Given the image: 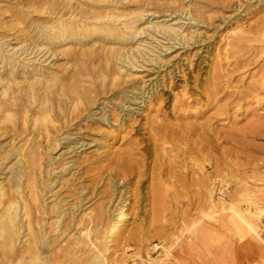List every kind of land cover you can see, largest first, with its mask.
Returning a JSON list of instances; mask_svg holds the SVG:
<instances>
[{
  "label": "rangeland",
  "instance_id": "rangeland-1",
  "mask_svg": "<svg viewBox=\"0 0 264 264\" xmlns=\"http://www.w3.org/2000/svg\"><path fill=\"white\" fill-rule=\"evenodd\" d=\"M188 1L181 0L179 8ZM191 1L195 3L192 10L198 9L200 20L203 18L198 23L178 20L175 13L166 18L150 16L154 21L181 25L194 38L189 46L178 44L163 50L160 63L133 69L126 81L112 86L107 96L103 91L105 94L96 97L100 103L111 100L121 86L134 83L143 84L147 96L138 98V102L116 94V101H124L125 106L120 108L115 101L108 107L106 116L112 126L95 123V132L83 130L88 138L85 143L90 142L79 149L83 152L67 154L63 145L52 152L59 158L53 167L65 161L78 166L67 180L64 177L66 186L54 189L59 197L67 196L73 202L88 195L77 217L67 219L68 232L55 236L49 233L50 241L56 244L53 249L45 247L47 255L52 253V264H85L101 251L106 264H264V241L258 236L264 240V215H257L264 212V0ZM10 4L9 0H0L3 8ZM143 37L147 38L139 36ZM164 43L171 45L169 39ZM151 86H157V90L149 91ZM142 99L145 102L141 104ZM94 108L100 110L97 105ZM134 108L135 116L127 114ZM85 114L72 122V127L83 128L80 119ZM104 133L108 136L105 140ZM12 135L4 134L1 140H9ZM120 157L122 161L114 162ZM81 186L87 187L83 196L77 192ZM249 196L256 197L257 203H250ZM120 199L125 200L130 227L122 230L124 236L120 232L108 244L107 251L106 232H89L83 226L90 223L92 227L101 213L99 208L106 205L105 209L112 212ZM217 201L228 203L225 210H220ZM91 210V216L86 215ZM108 217L111 215L105 213L104 223Z\"/></svg>",
  "mask_w": 264,
  "mask_h": 264
},
{
  "label": "bare ground",
  "instance_id": "bare-ground-1",
  "mask_svg": "<svg viewBox=\"0 0 264 264\" xmlns=\"http://www.w3.org/2000/svg\"><path fill=\"white\" fill-rule=\"evenodd\" d=\"M9 1L11 4L8 7L0 6V264H52V253L47 255L45 251L46 246L52 249L56 246L54 241H50L52 234L55 236L68 232L70 225L67 219H75L88 200L87 194L86 197L83 196L86 186L76 189L83 197H77L78 201L73 202L68 201L67 196L59 197V193L54 191L58 185L66 186L69 177L67 175L77 165L76 162L71 164L70 161H65L62 165L53 167L58 154L55 156L52 152L62 145L66 147L67 154L83 152L79 149L90 144L85 143L88 138L83 135V130L95 132V123L111 124L106 114L109 112L108 107L119 95L129 101H138V98L147 95L146 89L143 90L141 86L143 84L134 83L121 86L115 91L118 96L113 92L111 100H103L100 103L97 102L96 96L105 92L107 96V92L113 90L112 86L122 83L121 80L126 81L125 78L132 74L133 69H146L147 63H160L163 60V50H169L178 44L189 46L190 41L194 39L192 35L184 32L181 25L168 24L166 20L154 21V18H150L151 15L160 14L166 18L175 13L178 20L187 19L190 22L202 21L203 18L200 20L201 12H198V9L192 10L195 3L191 0L185 3L183 8L178 6L181 0ZM200 1L203 4L206 0ZM140 35L147 38H139ZM148 37H151V40H148ZM163 39H169L171 45L165 44ZM194 42L196 43V40ZM156 87L149 91L157 90ZM161 87L163 88V85ZM96 89H99V92ZM144 102L143 99L140 101L141 104ZM140 103L137 104V109L141 108ZM116 104L120 108L125 106L124 101L118 100ZM95 105L100 110H96ZM134 110L136 109L128 110L127 114L135 116ZM84 112L86 114L80 119V122H84V127H72V122ZM113 123L121 125L117 120H113ZM10 133L13 135L8 137L9 140H1L4 134ZM106 136L104 133L101 138L105 140ZM17 137L21 138L17 141ZM41 139L46 141L44 146ZM92 141L97 142L95 139ZM121 158L123 157L116 158L114 162L119 163ZM65 176L66 180L63 181ZM71 185L74 187V184ZM210 196L213 197L212 191ZM244 197L246 198V195ZM48 198H51V202L47 201ZM248 198L250 203H257L256 197ZM217 204L222 206L220 210H225L224 205L228 203L217 201ZM105 206L99 208L101 213L96 215L98 218L93 226L90 227L88 223L83 226V230H104V249L107 250L108 244L120 232L123 234L125 230H122L130 225L127 227L129 213L125 209L124 199L119 200L112 212L111 209H105ZM235 210L236 208L232 211ZM92 211L86 215L91 216ZM105 213H109L111 217L104 223ZM262 214L264 215V212L257 213L260 217ZM240 215L239 218L242 217ZM248 227L254 232L251 225ZM49 233H52L51 236ZM258 236L264 241L261 235ZM88 240L90 242V239ZM104 256V251H101V254L94 255L92 260H86L85 264H106Z\"/></svg>",
  "mask_w": 264,
  "mask_h": 264
}]
</instances>
